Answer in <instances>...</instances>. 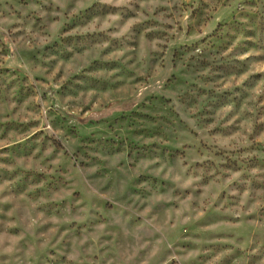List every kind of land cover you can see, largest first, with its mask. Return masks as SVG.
Segmentation results:
<instances>
[{
    "label": "rangeland",
    "instance_id": "obj_1",
    "mask_svg": "<svg viewBox=\"0 0 264 264\" xmlns=\"http://www.w3.org/2000/svg\"><path fill=\"white\" fill-rule=\"evenodd\" d=\"M0 264H264V0H0Z\"/></svg>",
    "mask_w": 264,
    "mask_h": 264
}]
</instances>
